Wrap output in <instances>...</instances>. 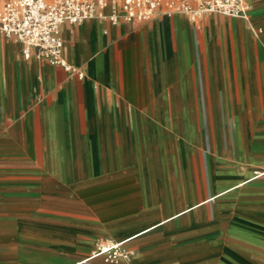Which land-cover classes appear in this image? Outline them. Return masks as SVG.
I'll use <instances>...</instances> for the list:
<instances>
[{"label": "crops", "instance_id": "1", "mask_svg": "<svg viewBox=\"0 0 264 264\" xmlns=\"http://www.w3.org/2000/svg\"><path fill=\"white\" fill-rule=\"evenodd\" d=\"M246 2L247 18L64 23L73 70L0 31V167L18 175L3 189L31 175L39 264H109L102 239L134 249L118 264H174V228L264 215V0Z\"/></svg>", "mask_w": 264, "mask_h": 264}, {"label": "built area", "instance_id": "2", "mask_svg": "<svg viewBox=\"0 0 264 264\" xmlns=\"http://www.w3.org/2000/svg\"><path fill=\"white\" fill-rule=\"evenodd\" d=\"M249 10L246 0H8L0 8V31L23 43L25 58L34 56L73 70L63 55L64 23L81 24L91 18L147 22L160 13H183L193 19L212 13L247 18ZM134 254L123 242L102 239L91 256L117 263L129 262Z\"/></svg>", "mask_w": 264, "mask_h": 264}, {"label": "rangeland", "instance_id": "3", "mask_svg": "<svg viewBox=\"0 0 264 264\" xmlns=\"http://www.w3.org/2000/svg\"><path fill=\"white\" fill-rule=\"evenodd\" d=\"M24 113L25 110L16 111L18 115ZM225 131L226 129L221 127L218 135L225 134ZM219 145L223 143H218ZM31 146L32 144H29L30 151ZM17 177V174H2L0 167V262L2 254H6L10 263L39 264L46 256L35 248L40 240L34 235L35 223L31 206L33 193L27 186L29 182L31 183V175L25 176V189H3L5 188L3 185L17 183ZM16 203L29 205L22 210V216L17 215L20 211L17 212ZM248 217L254 221H249ZM263 224L264 215L261 210L237 205L227 213L218 212L211 221H202L198 236L192 225L185 224L182 231L180 228H174L170 242V250L175 256L172 263L264 264ZM103 260L109 264L120 263L106 261L104 257Z\"/></svg>", "mask_w": 264, "mask_h": 264}, {"label": "bare ground", "instance_id": "4", "mask_svg": "<svg viewBox=\"0 0 264 264\" xmlns=\"http://www.w3.org/2000/svg\"><path fill=\"white\" fill-rule=\"evenodd\" d=\"M117 242H119V241H117ZM92 257H97V256H92ZM102 258H103V256H101Z\"/></svg>", "mask_w": 264, "mask_h": 264}]
</instances>
